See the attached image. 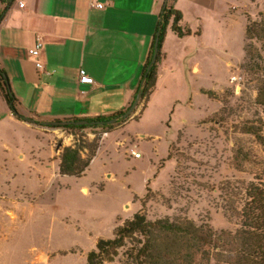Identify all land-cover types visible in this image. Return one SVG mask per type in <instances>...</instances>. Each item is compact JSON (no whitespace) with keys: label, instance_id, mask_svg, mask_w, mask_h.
I'll return each instance as SVG.
<instances>
[{"label":"rangeland","instance_id":"rangeland-1","mask_svg":"<svg viewBox=\"0 0 264 264\" xmlns=\"http://www.w3.org/2000/svg\"><path fill=\"white\" fill-rule=\"evenodd\" d=\"M233 5L238 7V21L235 28L226 23L225 46L203 44L214 40L196 36V31L180 38L196 42L202 81L196 82L186 64L172 67L170 78L162 80L153 95L140 99L128 118L120 117L118 126L85 130L82 139L95 150L82 152L84 167L77 175H64L59 168L61 153L75 144L74 136L40 121L22 120L29 124L25 129L12 120L0 94V264H87L98 240L112 238L118 219H130L140 210L149 220L190 218L200 223L210 217L218 229L236 227L226 219L219 194L208 186L250 183L263 171L259 166H252L249 174L231 170L227 163L234 142L220 119L241 105L264 126V113L255 102L264 70L245 67L242 25L245 14L257 19L264 0H235ZM233 73L245 81L240 94L228 83ZM215 83L218 90L205 93L208 102L194 103L187 112L192 118L182 121L191 91ZM245 141L256 147L252 138Z\"/></svg>","mask_w":264,"mask_h":264},{"label":"crops","instance_id":"crops-1","mask_svg":"<svg viewBox=\"0 0 264 264\" xmlns=\"http://www.w3.org/2000/svg\"><path fill=\"white\" fill-rule=\"evenodd\" d=\"M168 1L0 0V67L19 102L20 115L40 123L90 119L133 104L142 87L146 61ZM19 2H24L25 7L20 8ZM97 3L105 4V8H97ZM234 3L235 0L170 2L181 11L185 24L193 32L214 40L203 44L216 48L226 45V23L228 28H235L238 21V7ZM242 25L245 45L246 21ZM37 37L42 39L43 49L35 58L29 49L34 47ZM194 42L191 38L183 41L167 29L162 46L165 58L159 66L156 88L162 80L170 78V68L183 64L196 82L202 81ZM38 61L44 70L36 67ZM81 69L96 85L80 83ZM219 86L201 84L192 90L182 121L188 122L186 117L192 118V114L187 112L193 111L194 103L208 102L205 93L218 90ZM11 116L22 127L29 128L28 123Z\"/></svg>","mask_w":264,"mask_h":264},{"label":"trees","instance_id":"trees-1","mask_svg":"<svg viewBox=\"0 0 264 264\" xmlns=\"http://www.w3.org/2000/svg\"><path fill=\"white\" fill-rule=\"evenodd\" d=\"M171 1L174 0L168 1L157 32L160 39L157 62L149 72L147 69L153 57L157 35L146 61L141 87L142 100L148 98L156 87L159 66L165 58L162 46L167 29L170 28L178 38L192 36L194 33L185 24L181 11L170 4ZM245 17V67L252 71H263L264 11L259 12L256 20L249 14H245ZM194 34L199 36V32ZM0 93L13 116L22 121L18 111L19 102L11 90L5 70L1 67ZM255 102L264 113V82L258 89ZM131 106L132 103L129 107L106 116L53 121H108L122 117ZM223 118L220 119L221 127L225 129L226 136H232L234 142L231 162L227 165L239 174H249L252 166L263 169L250 183L244 180L224 181L225 183L218 184L213 182L208 186L210 192L219 194L226 219L234 222L236 227L218 229L210 217L200 223L190 218L166 217L149 220L144 211L140 210L130 219H118L120 224L114 229L112 238L98 240L95 250L87 255V264H107L117 260L123 264H264V163H261V152L264 154L263 120L260 118L258 122L255 121L256 117L246 112L241 105L238 110ZM120 121L104 126H47L62 128L76 139L73 146L65 147L61 153V173L77 175L84 167L82 152L89 148L91 151L95 150L92 149V143L88 145L82 139L85 130L114 128ZM246 138L253 139L255 149L249 146ZM168 159H173L170 153ZM227 170L230 171L228 168Z\"/></svg>","mask_w":264,"mask_h":264},{"label":"built area","instance_id":"built-area-1","mask_svg":"<svg viewBox=\"0 0 264 264\" xmlns=\"http://www.w3.org/2000/svg\"><path fill=\"white\" fill-rule=\"evenodd\" d=\"M95 6L99 9H104L105 4L103 3H97ZM19 7L24 8L25 3L19 2ZM43 49V42L40 37H37L34 47L29 49V54L35 58H38L41 54V51ZM36 67L39 70H44V66L41 62L36 63ZM52 72H47L48 75H51ZM80 83L81 84H88V85H96L95 81L92 77H90L84 69L80 70ZM228 83L230 86L234 89V93L240 94L245 89V81L243 80V77L237 73H233L228 77ZM131 155L135 158H139L140 154L132 151Z\"/></svg>","mask_w":264,"mask_h":264},{"label":"water","instance_id":"water-1","mask_svg":"<svg viewBox=\"0 0 264 264\" xmlns=\"http://www.w3.org/2000/svg\"><path fill=\"white\" fill-rule=\"evenodd\" d=\"M159 44H160V39H159V33L157 34V38L155 40V44H154V51H153V57L151 60V63L147 69V72H149L153 66H155L156 62H157V57L159 54ZM142 88L140 89V91L138 92L132 106L130 107V109L122 116L123 119L128 118L133 111L135 110V108L138 106L139 101L142 97ZM22 119L28 123H32V124H37L38 122H36L34 119L29 118V117H25L22 116ZM121 118H114L112 120H108V121H88V120H80V121H61V122H56V121H51V122H43L41 124L45 125V126H67V125H75V126H82V125H87V126H104V125H113L115 123H117Z\"/></svg>","mask_w":264,"mask_h":264}]
</instances>
